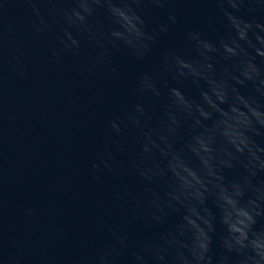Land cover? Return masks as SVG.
<instances>
[{
	"label": "clouds",
	"instance_id": "obj_1",
	"mask_svg": "<svg viewBox=\"0 0 264 264\" xmlns=\"http://www.w3.org/2000/svg\"><path fill=\"white\" fill-rule=\"evenodd\" d=\"M24 2L35 17L33 39L52 31L49 18L61 29L52 56L70 53L79 62L82 43L94 49L82 64L84 78L119 77L115 52L145 62L180 14L169 9L150 26L148 12L173 0ZM211 2L216 7L202 24L161 48L157 62L135 77L128 107L108 118L90 175L97 183L108 174L121 177L127 165L113 147L125 153L120 138L131 137L138 147L127 164L143 191L121 182L115 199L122 211L134 206L131 216L143 235L105 225L108 239L94 249L91 264H264V0ZM220 17L224 30L212 39L206 29ZM21 56L15 27H0V83L5 66L27 76ZM214 244L233 255L217 259ZM9 264L21 262L14 257ZM75 264L89 261L80 257Z\"/></svg>",
	"mask_w": 264,
	"mask_h": 264
},
{
	"label": "water",
	"instance_id": "obj_2",
	"mask_svg": "<svg viewBox=\"0 0 264 264\" xmlns=\"http://www.w3.org/2000/svg\"><path fill=\"white\" fill-rule=\"evenodd\" d=\"M0 5V27H15L27 69L22 78L5 66L0 83V264L14 257L21 264H75L85 257L91 264L94 249L108 239L105 225L120 224L134 238L143 235L141 223L131 216L134 206L124 205L122 211L117 207L122 202L115 199L121 182L134 193L143 191L127 164L138 147L131 137L120 138L125 153L113 147L117 159L127 165L121 177L108 174L97 183L90 175L106 139L108 118L128 107L135 77L157 62L160 49L202 24L216 5L211 0H173L148 12L150 26L163 22L169 9L179 10V22L143 63L115 52L112 63L120 75L111 79L99 72L81 75L82 64L95 55L83 43L79 62L70 53H61L59 60L52 56L50 48L62 32L51 18L52 31L33 39L30 6L24 0H0ZM39 7L47 16V6ZM223 30L220 17L206 32L215 39ZM186 91H192L190 85ZM150 102L145 97L146 108ZM213 253L217 259L221 253L233 255L218 244Z\"/></svg>",
	"mask_w": 264,
	"mask_h": 264
}]
</instances>
